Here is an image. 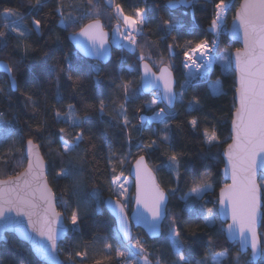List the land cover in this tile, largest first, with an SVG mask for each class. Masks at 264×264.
I'll list each match as a JSON object with an SVG mask.
<instances>
[{
	"label": "trees",
	"instance_id": "obj_1",
	"mask_svg": "<svg viewBox=\"0 0 264 264\" xmlns=\"http://www.w3.org/2000/svg\"><path fill=\"white\" fill-rule=\"evenodd\" d=\"M242 0H226L230 3L227 15V28L234 17V13ZM33 4L35 0H32ZM65 16L72 12L74 16L83 15L84 18L76 25L66 30L60 26L61 17L56 12L58 0H44L42 10L37 13L28 5L27 0H0V14L5 8H14L23 15L20 25L32 28L33 16L42 18V33L37 35L31 32L26 39L20 40L13 33L9 34L8 44L0 48V60L14 65L13 75L16 77V92L10 90L6 76L0 75V119L7 120L15 129L9 138L0 135V179H7L9 175L23 171L26 160L23 152L24 144L29 138L40 148L41 154L47 164V181L59 201L61 197L70 210L75 207L79 198L81 201L82 222L78 231L70 232L68 237L59 245L58 254L64 264H119L116 249L125 245L117 234L113 219L103 207V201L114 197L110 181L112 179V164H116L118 175L122 166L118 160L129 159L130 167L139 155H145L149 167L156 175L158 184L164 190L177 188L174 195L169 196V218L166 219L162 235L157 240H149L141 231L136 230L134 237L140 240L149 253L151 264H172L175 254L168 239V226L171 215L177 217V223L184 230L182 232L183 251L189 257L190 264L206 254L211 264L212 256L219 251L228 250V255L221 264H252L248 255H241L236 244H229L222 231L223 225L219 217L211 226L207 225L201 216H194L186 210L185 201L181 197L195 183H210L212 190L208 192L203 201L197 205L199 212L207 214L208 208L217 210L218 194L224 182L221 177L223 161L222 152L230 143V124L234 108L235 82L231 69L223 71L216 64L209 78H197L187 87L184 100L180 102L177 97L174 119L169 121L170 142L162 143L159 140L161 124L141 125V117H150L153 110L165 108L162 103L156 107L148 108L152 96L142 95L140 90V73L137 57L142 52L145 57H151L146 62L156 68L160 66L161 59L165 65L172 64V72L177 82L176 92L181 91L180 85L185 80V70L182 66L184 59L182 52L188 40L207 39L209 43L215 36L214 29L210 28L214 18L215 4L219 0H115L123 6L125 14L132 15L135 8L143 7L147 10V26L137 36L139 48L133 52L125 48L112 47V58L106 65L97 64L79 56L69 42L70 33L78 32L79 26L90 22L89 14H99L104 29L111 32L118 22L115 18L114 8L106 0H61ZM12 19H15L12 17ZM171 20L176 25L169 31L161 21ZM0 31H7L3 27V17L0 16ZM59 36V41L56 37ZM172 37H176L175 42ZM175 43L176 47L170 54L168 44ZM19 45V47H17ZM30 46L25 55L24 49ZM220 46L227 47L229 53L236 51L238 45L227 39V33L220 39ZM219 46V48H220ZM218 48V50H219ZM71 52L72 59L82 68L81 72H74L73 78H79V85L61 77L59 86L56 83V73L52 67L56 60ZM62 62V61H61ZM96 68L100 69L99 83H97ZM121 80L132 82L137 88L136 95L125 104L128 119L131 125L123 128V116L118 115L120 105L124 104L123 93L116 89L115 83ZM219 82L220 93L213 95L210 85ZM57 92L61 99L57 100ZM32 96L35 104L27 102V96ZM200 101L197 110L188 107V101L193 97ZM83 97V102L82 98ZM105 101V112L92 111L89 117L82 121L81 128H72L63 119L54 118V109L66 110L68 104H74L79 111L83 103L98 107L99 101ZM192 118H197L199 126L193 130L188 124ZM46 121L44 131L37 134L35 129ZM65 129L64 133L59 130ZM83 129L85 143L81 148L89 147L88 141L95 144L82 163L83 171L76 173L84 181L78 194L73 190L72 177L57 178L56 173L62 164L58 153L62 150L61 140H71L74 133ZM211 132L215 129L219 143L209 147L203 137V131ZM131 136V146L128 143V134ZM157 140V147L151 151H140L136 144L140 141L148 144ZM51 142V143H50ZM109 145L113 153L112 162L108 160ZM184 152V162L181 173L182 180L177 186L175 175L170 173L164 165L167 156L172 150ZM83 155V153H81ZM67 158H65L66 160ZM6 161V163H5ZM81 166V162H77ZM130 169V168H129ZM203 177V179H201ZM98 190L99 199L93 195ZM133 191V188H132ZM264 203V195H263ZM58 211H64V205L57 203ZM195 233V235H193ZM264 234V226L260 229ZM211 239L214 247L206 248L207 241ZM111 244V249L106 245ZM76 253L81 255L77 256ZM263 255V254H262ZM109 257V259H105ZM238 258V259H237ZM0 264H40L32 255L29 247L19 242L15 237L9 236L7 242L0 246ZM260 264V262H259Z\"/></svg>",
	"mask_w": 264,
	"mask_h": 264
},
{
	"label": "snow or ice",
	"instance_id": "obj_2",
	"mask_svg": "<svg viewBox=\"0 0 264 264\" xmlns=\"http://www.w3.org/2000/svg\"><path fill=\"white\" fill-rule=\"evenodd\" d=\"M28 5L39 13L43 6L44 0H27ZM110 5L115 10V18L117 25L112 29L114 43L124 48L128 47L135 51L139 48L137 36L147 26V10L143 7L135 8L132 15L125 14L121 4L115 0H109ZM88 4H92V0H88ZM64 5L58 0L56 12L61 17V24L65 30L79 23L84 18L83 15L74 16L72 12L64 13ZM230 9V3L226 0H219L215 4L214 18L211 21L210 28L218 29L223 14ZM3 27L7 31H0V48L7 47L8 37L10 33H14L18 39L24 40L32 31L37 35L42 33V18L33 16L31 20L32 28L26 25L21 26L18 22H23L24 17L14 8L3 9ZM9 17L15 19L9 20ZM90 22L79 26L78 32L70 33L76 39L80 48L89 54L95 55L98 59L105 53L109 45V33L105 31L104 25L99 19V14L92 16L89 14ZM122 21V24L120 23ZM234 21L237 22V34L242 32L244 47L235 51V70L238 74V87H236V98L238 103L234 105L235 111L231 122V140L227 145L223 155L227 157L225 167V175H230L231 183H224L220 188L218 205L219 208L214 212L213 208L207 209V214L199 212L197 205L203 201L204 196L212 190L210 183L193 184L189 190L181 197L185 201L186 210L194 216H201L205 223L209 226L213 225L218 216H226L231 219V223L226 229H222L227 233L229 239L238 241L241 250L251 248L252 260L256 261L259 254H264V236L258 232V224L264 226V203H262V195H264V0H242V3L236 9ZM161 24L169 31L176 25L171 20H163ZM83 37L84 40L77 39ZM57 36L56 40L59 41ZM175 42L176 37H172ZM123 42H126L123 43ZM19 47V45H17ZM176 47L175 43L168 44L167 49L171 54ZM218 48L216 41L212 42L209 47L207 39L188 40L182 52L184 57L182 66L189 72L180 85L181 91L177 93L174 89V78L172 73V64L165 65L163 58L158 68V73L146 62L151 57H145L141 52L137 59L142 69L141 82L145 90L149 88H157L162 90L158 92V98L153 99L148 108L158 104V99L162 98L167 101V108H159L153 110L149 122H158L164 125L160 129L159 140L162 143L170 142V126L169 121L174 119L175 113L171 110L174 101L179 97L183 102L187 87L192 85V81L201 75L202 70L207 72L211 70L213 63L212 53ZM31 50L30 46L24 49L25 55ZM219 59L226 63V67L231 68L232 59L227 51L219 54ZM62 61V62H61ZM0 68L9 74L10 83L13 88L17 87L16 77L13 75L14 65L0 60ZM97 72V83H99L100 69ZM195 70V71H193ZM52 71L56 73V83L59 86L61 77L72 81L78 86L80 81L77 77L73 78L74 72H81L80 65L72 59L71 52L62 56L60 60H56ZM116 89L123 93L124 104L120 105L118 115L123 116V128L128 129L134 127L131 125L127 116L125 104L132 99L138 89L132 87L131 81H123L115 83ZM218 81L215 82L218 85ZM214 90L219 94L220 89L214 85ZM2 91V89H0ZM61 99L57 92V100ZM83 102V97L81 98ZM27 102L35 104L32 96H27ZM200 101L197 97H193L188 101V107L191 110L199 108ZM105 101L100 100L98 107L83 103L82 108L78 111L74 104H68L66 110L54 109V118L63 119L72 128H81L82 121L89 117L90 112L99 111L101 114L105 112ZM141 123L144 118L141 117ZM188 124L195 131L198 129L199 121L192 118ZM46 121H43L35 131L41 134L44 131ZM15 129L7 120L0 119V135L6 138L12 136ZM65 132L64 128L59 130ZM203 137L206 144L211 147L219 143V139L215 129L209 132L207 129L203 131ZM51 143V142H50ZM85 143V133L83 129L74 133L71 140H61L62 150L58 153L62 164L60 171L56 173L57 178L72 177L73 190L78 194L85 181L76 173L82 172V163L86 162L87 153L95 148V144L91 143L89 138V147L81 148ZM128 143L131 146V136L128 134ZM157 140L153 139L150 143L145 144L140 141L136 144V148L140 151H151L157 147ZM38 145L33 143L29 138L27 140V167L23 171L9 175L7 179H0V227L3 230L12 229L23 233L26 239H32L36 245L39 255L46 258L49 264H58L55 260V252L57 248V240L61 233L67 231L64 227V221L68 220L72 226V231H78L82 222L81 201L78 198L74 208L70 210L63 201H58L56 194L49 188L47 177L44 173V162L39 155ZM83 153V155L81 154ZM184 152H176L174 149L167 156V163L164 165L169 172L175 175V181L179 186L182 180L181 168L185 157ZM113 153L111 145H109L108 160L112 162ZM65 158H67L65 160ZM81 162V166H77V162ZM6 163V161H5ZM125 163L123 158L118 160V164L122 166ZM117 165L112 164V179L110 181L111 191L117 197L128 198L129 189L125 187L128 183L121 180L120 175H115ZM203 179V177H201ZM135 181L136 194L135 209L138 222H143L150 230L156 232L159 230L160 223L169 218L168 200L169 196L174 195L177 188H169L167 191L160 187L156 182L152 169L148 166V160L145 155H139L135 161ZM94 196L99 199L98 190L94 191ZM111 202V201H109ZM57 203L64 205V211H57ZM126 203L116 200L114 211L118 210L120 215V231L126 238L129 237L128 221L125 215ZM26 220V226H25ZM29 229L31 231H29ZM184 230L177 223V217L172 214L168 226V239L170 246L174 251L175 260L172 264H190L189 257L185 255L183 249L182 232ZM35 233L41 239L36 240L32 235ZM195 235V233H193ZM111 249L112 245H106ZM214 247L213 241L209 239L206 248L211 250ZM77 256L81 255L76 253ZM228 255V250L216 252L211 258V264H221L223 258ZM116 256L121 258L119 264H150L146 250L140 240H136L134 244H129L125 251L116 249ZM109 259V257H105ZM238 259V258H237ZM97 264H101L97 261ZM159 264V261L157 262ZM196 264H209V256L206 254L203 258L196 261Z\"/></svg>",
	"mask_w": 264,
	"mask_h": 264
},
{
	"label": "water",
	"instance_id": "obj_3",
	"mask_svg": "<svg viewBox=\"0 0 264 264\" xmlns=\"http://www.w3.org/2000/svg\"><path fill=\"white\" fill-rule=\"evenodd\" d=\"M241 3H242V1L239 3V5ZM235 14H236V11L234 13V16H235ZM108 33H109V38L108 39H109V45L110 46L107 48V50L105 51V53L99 59L95 55L89 54L87 51L81 49L80 48V45L77 44L76 39H74L71 35L69 36L68 39H69V42H70L71 46L73 47V49L75 50V52L79 56H81L82 58H84L86 60H89L91 62H94V63H97V64H101V65H106V64H108L110 62V60L112 58L111 33L110 32H108ZM77 39L82 40V41L84 40L83 37H78ZM227 39L232 44L238 45L239 46V49H243V47H244L243 34H242V32H240L239 34H237V22L234 21V17H233L232 21L229 24V28H228V32H227ZM230 56H231V59H232L231 71L234 74V82H235V89H236V87H238V74H237V72L235 70V51L232 52L230 54ZM152 70L154 71L153 68H152ZM139 73H140V90H141L142 95L149 96V95H152L153 93H158L159 91L162 90V86H161V89H157V88H154L153 87V88H149V89L145 90L144 87H143V84L141 82L142 69H141L140 65H139ZM157 74H159V73L157 72ZM0 75H4V76L7 77L8 82H9V86H10V90L13 93L16 92L17 87L13 88L11 86L9 74L6 71H4L2 68H0ZM173 78H174V81H175V83H174V89L176 91L177 82H176V79L174 77V74H173ZM160 100H161L162 105L165 108H167L168 107L167 101L164 100V99H162V98H160ZM176 101H177V99L174 101V104H173V107H172L171 110H173L175 108ZM234 103L235 104L238 103V100L236 98V91H235V94H234ZM232 119H233V115H232ZM231 136H232V132H231V124H230V143L232 142ZM35 145H37V144H35ZM37 150L39 152L40 157L42 158V160L44 162V173H45V176L47 177V164H46V162H45V160H44V158H43V156L41 154V151H40L39 146H38V149ZM23 152H24V156H25V160H26V167H27V158H26V156H27V142L24 144ZM223 152L221 154V159L223 161V168H222V171H221V177H222L224 183H231L230 175H228V176L225 175V171L224 170H225L226 163H227V157L223 155ZM153 175L155 177L156 182L158 183L157 178H156V175H155L154 172H153ZM129 177H130V179L132 180V183H133V195H134V199H133V205H132L131 212L128 213L125 210V215H126V219L128 221V227H129V237L128 238H126L124 236L123 232L120 231V215L118 214V210H115L114 211V206H115V202H116L117 198H115V197H109V198L105 199L103 201V207H104L105 211L107 212V214L113 219V221L115 223V227H116L117 234H118V236H119V238L121 240V243L123 245H129L132 242V240L134 239V232L136 230L141 231L149 240H157L162 235V229H163V225H164L166 219L163 220L160 223L159 230L156 231V232L150 230L143 222H138L137 215H136V211H135V209L137 208V205L135 203V194H136V186H135V184H136V181H135V162L131 165V167L129 169ZM47 183H48V181H47ZM48 186H49V184H48ZM49 188H50V186H49ZM218 197H219V194H218ZM109 201H111V202H109ZM168 203H169V200H168ZM262 203H263V195H262ZM218 208H219V205L217 203V209ZM57 211H58V209H57ZM218 217H219V220H220L221 224L224 226L223 229H226L227 228V225L229 223H231V219L229 217H226V216H223V215L218 216ZM26 223L27 222L25 220V226H26ZM64 227L66 229H68V230L65 231V232H63V233H61L60 236L58 237V240H57V248H56V252H55V260L58 262V264H64L63 261H62V259H61V257H60V255L58 254V247L68 237L69 232H70V227L67 224L66 220L64 221ZM261 227L262 226H260L258 224V232L259 233H260ZM29 231H31V230L29 229ZM223 232H224L225 239L227 240V242L229 244H236L238 246V250H239V253L241 255H248L249 258H250V260L252 261V264H259V262H260V260L262 258V254H259L258 255V258H257L256 261H253L252 260V252H251V248L250 247L242 251L239 242L238 241H233V240L229 239L228 236H227V233L225 231H223ZM32 235L35 237L36 240H40L41 239L35 233H33ZM9 236H13L19 242L27 245L29 247V249L31 250V253L34 256V258L40 264H49V261L46 258H44L41 255H39L38 250L36 248V245H35L34 241L32 239H26L24 237L23 233H21L19 231H14L12 229L3 230V228L0 227V246L3 245V244H5L7 242V238Z\"/></svg>",
	"mask_w": 264,
	"mask_h": 264
},
{
	"label": "rangeland",
	"instance_id": "obj_4",
	"mask_svg": "<svg viewBox=\"0 0 264 264\" xmlns=\"http://www.w3.org/2000/svg\"><path fill=\"white\" fill-rule=\"evenodd\" d=\"M106 2H107V4L110 5L109 0H106ZM110 6H111V5H110ZM114 12H115V10H114ZM8 19H9V20H12V17H9ZM117 23H118V22H117ZM117 23H116V25H117ZM120 23L122 24V21H120ZM116 25H115V26H116ZM60 26H62L61 23H60ZM115 26H114V27H115ZM114 27H113V28H114ZM113 28H112V29H113ZM110 33H111V44H112V47L122 49L121 47L117 46L116 43H114V38H113V35H112V30H111ZM214 33H215V34L217 33V29H214ZM13 34H14V33H13ZM136 38H137V37H136ZM123 43L126 44V42H123ZM219 46H220V44L218 45V48H219ZM124 48H125L127 51H129V52H133V50H131V49L128 48V47H124ZM218 48H217V51H216V53H215V55H214V61H215V62H214V66H213V68L215 67L216 64H219V65L221 66V68H222L223 71L228 72L229 68L226 67V63H225V61H223L222 59H219V54L222 53V52H225V51H227L228 54H230V53H229L227 47H223V46L221 47V46H220L219 50H218ZM158 68H159V66L156 68V72H158ZM230 69H231V68H230ZM193 71H195V70H193ZM212 71H213V70H212ZM188 72H189V71H185V73H186L185 77L187 76ZM197 78H199V76H198ZM197 78H196V79H197ZM194 80H195V79H194ZM214 85L220 89L219 84L216 85L215 83H213V84L210 85L211 92H212L213 95H218V93L214 90ZM176 88H177V87H176ZM220 91H221V89H220ZM151 96H152V100H153V99H157V98H158V93H153ZM160 103H161V100L158 99V104H157V105H154V106H152V107H156V106H158ZM150 117H151V116H150ZM150 117H147V116H146V117H143V118H144V123H143V124L141 123V119H140V124H141V125H153V124H158V122H148L147 120H145L146 118L149 119ZM129 168H130V162H129V159H126V160H125V163H124V165H123V167H122V170H121V172H123V175L121 176V180H122V181H123V180L128 181V183L125 185V187H127V188L129 189L127 200H125L124 197H117V196L114 195V197L117 198V199H119L121 203H126V204H127V207H126L125 210H126L128 213L131 212V210H132L133 199H134V195H133V191H132L133 183H132V180H131L130 177H129ZM121 172H120L118 175H120ZM68 224L71 226V224H70L69 221H68ZM71 227H72V226H71ZM261 235L264 236V234H261ZM136 240H138V239L134 237V239L132 240V242H131L130 244H134V243L136 242ZM127 247H128V245H125V247H124V248H120V250H121V251H125ZM146 254H147V256L149 257V253L146 252ZM118 258H119V257H118ZM225 258H226V257H225ZM225 258H223L222 261H223ZM120 259H121V258H119V260H120ZM148 260H149V258H148ZM222 261H221V262H222ZM149 262H150V260H149ZM140 264H143V260H142V259H141V261H140ZM150 264H151V262H150ZM260 264H264V254L262 255V258H261V260H260Z\"/></svg>",
	"mask_w": 264,
	"mask_h": 264
},
{
	"label": "built area",
	"instance_id": "obj_5",
	"mask_svg": "<svg viewBox=\"0 0 264 264\" xmlns=\"http://www.w3.org/2000/svg\"><path fill=\"white\" fill-rule=\"evenodd\" d=\"M228 12H229V10L223 14V17H222L221 22H220V27L217 29V33L215 34V36L213 37V39L209 43V47L210 48L212 47V42L213 41H216L217 44L219 45L221 36L228 32V28H227V24H226ZM216 51H217V49L211 54L212 55V59H213V63L211 65V70L207 71V72L202 70L201 75H199V78H203V79L209 78V76H210V74H211V72L213 70V66H214V62H215L214 61V55H215ZM184 70L185 71H189L188 69H184Z\"/></svg>",
	"mask_w": 264,
	"mask_h": 264
},
{
	"label": "bare ground",
	"instance_id": "obj_6",
	"mask_svg": "<svg viewBox=\"0 0 264 264\" xmlns=\"http://www.w3.org/2000/svg\"><path fill=\"white\" fill-rule=\"evenodd\" d=\"M145 120H147L149 122V119L146 118Z\"/></svg>",
	"mask_w": 264,
	"mask_h": 264
}]
</instances>
